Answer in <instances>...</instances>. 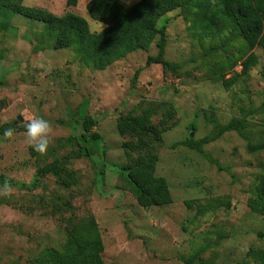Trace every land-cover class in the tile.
Instances as JSON below:
<instances>
[{"label":"rangeland","instance_id":"1","mask_svg":"<svg viewBox=\"0 0 264 264\" xmlns=\"http://www.w3.org/2000/svg\"><path fill=\"white\" fill-rule=\"evenodd\" d=\"M83 1L23 4L81 15L96 32L101 23ZM189 8L156 22L165 25L167 64L148 62L158 52L156 31L98 68L82 63L40 21L14 14L0 29V264H34L45 249L91 230L105 264H258L264 149L251 147L264 142V53L234 30L204 35L191 28ZM250 53L255 62L244 69ZM33 117L51 123L44 154L26 140ZM89 118L97 145L78 140L80 121ZM231 121L236 129L198 143L200 149L185 144ZM8 128L10 138L3 135ZM86 147L91 155L69 158L61 177L37 173ZM120 166L133 168L148 197Z\"/></svg>","mask_w":264,"mask_h":264},{"label":"trees","instance_id":"2","mask_svg":"<svg viewBox=\"0 0 264 264\" xmlns=\"http://www.w3.org/2000/svg\"><path fill=\"white\" fill-rule=\"evenodd\" d=\"M65 3L75 4L76 0H65ZM185 4L190 5L186 21L191 28L199 29L204 35H219L234 30L241 35L245 45L259 47L264 53V0H137L131 5L122 0H89L85 4L88 16L105 25L98 32L89 29L85 17L70 11L56 15L43 8L27 6L23 0H0V29L9 25L14 14L40 21L53 36L59 38L61 45L71 46L82 63L98 68H104L125 53L143 46L145 34L156 31L160 34L156 42L158 52L149 57L148 62L167 64L163 58L165 25L156 28V22L167 12ZM254 62L255 56L250 53L242 61L243 68L247 69ZM124 122L141 131L146 128L137 119H124ZM80 123L84 132L78 140L97 145L100 138L89 132L96 120L82 119ZM231 129H236L233 121L222 125L213 136L185 144L200 149V144L208 143ZM251 148L264 149V142ZM91 152L89 147L72 151L44 164L37 169V173L61 177L60 170L69 158L89 156ZM119 170L140 195L148 197V191L135 176L132 167L120 166ZM257 189L260 199L255 208L264 215V177ZM102 250L103 243L98 233L91 230L84 236L78 234L72 237L61 249H45L35 258L34 264H105ZM253 254L258 264H264V249L254 250Z\"/></svg>","mask_w":264,"mask_h":264},{"label":"clouds","instance_id":"3","mask_svg":"<svg viewBox=\"0 0 264 264\" xmlns=\"http://www.w3.org/2000/svg\"><path fill=\"white\" fill-rule=\"evenodd\" d=\"M26 140L30 146L40 154H44L50 144L51 123L43 117H33L25 123ZM13 129L4 131L5 137H12ZM7 187V185H5Z\"/></svg>","mask_w":264,"mask_h":264},{"label":"crops","instance_id":"4","mask_svg":"<svg viewBox=\"0 0 264 264\" xmlns=\"http://www.w3.org/2000/svg\"><path fill=\"white\" fill-rule=\"evenodd\" d=\"M89 0H84L83 3L86 4ZM123 1V0H122ZM125 2V1H124ZM126 3V2H125ZM135 3V2H134ZM128 4V3H127ZM130 5V4H129ZM169 15V14H167ZM101 23V22H100ZM105 25L103 23H101V25L97 26V30L100 31ZM97 31V32H98Z\"/></svg>","mask_w":264,"mask_h":264}]
</instances>
